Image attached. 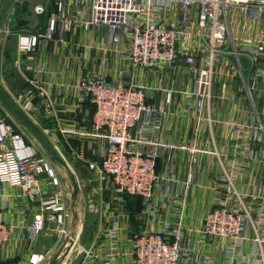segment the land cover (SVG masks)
<instances>
[{
  "label": "built area",
  "instance_id": "obj_1",
  "mask_svg": "<svg viewBox=\"0 0 264 264\" xmlns=\"http://www.w3.org/2000/svg\"><path fill=\"white\" fill-rule=\"evenodd\" d=\"M42 2L34 7L36 14L48 6L54 8L44 31L16 39L18 48L28 49L38 39H50L57 32L63 40L65 32L72 29L105 28L112 41H118L120 36L126 39L124 59L133 68L169 69L180 59L193 78L198 111L209 102L216 75L225 72L240 79L238 91L247 96L251 107L250 122L235 126L234 138H246L237 145L240 150L235 156L249 159L252 156L249 141L264 140V0ZM26 70L32 67L27 66ZM76 90L80 103L88 101L94 106L90 129L58 127V130L63 135L95 139L94 159L86 161L74 150L68 153L58 150L68 162L69 156L86 162L88 170L104 179L118 199L124 195L138 196L149 208L158 178L159 149L169 147L154 138L162 112L146 103L145 87L136 83L108 80L85 72ZM17 100L27 113L36 107L52 124L55 122L57 111L43 84L32 82ZM19 132L26 135L0 104V183L36 197L40 210L27 227L30 238H35L46 228L45 223L49 226L55 221L53 229L57 231L62 227L59 194L51 192L49 196L45 188L57 185L60 178L39 148L20 155L14 145L6 146L19 138ZM241 169L242 165L234 163L233 170L221 177L227 184L225 194L216 208L204 213L200 233L230 242L225 264H264V186L259 184L249 195L241 194L234 184ZM180 202V198L173 200L174 204ZM173 213L171 221H160L158 228L143 230L132 237L129 248L132 264H182L186 230L181 225V208L173 209ZM248 227L253 229L257 245V252L252 255L240 250L241 242L247 239ZM114 230L116 226L107 231L109 239L116 237ZM7 232L8 226L0 213V245ZM99 256L86 251L81 264H111ZM45 258L33 254L25 264H40ZM202 262L214 264L210 257H204Z\"/></svg>",
  "mask_w": 264,
  "mask_h": 264
},
{
  "label": "crops",
  "instance_id": "obj_2",
  "mask_svg": "<svg viewBox=\"0 0 264 264\" xmlns=\"http://www.w3.org/2000/svg\"><path fill=\"white\" fill-rule=\"evenodd\" d=\"M34 2L31 0L29 4L33 11L30 17L19 5L13 11L8 33L16 39L43 32L48 15L54 11L51 5L36 14L34 7L39 5ZM19 20H28V23L17 25ZM127 47L123 36L112 41L107 29L90 27L67 31L63 40L57 32L50 39H38L28 49L16 46L9 55L0 54V75L10 63L13 71H20L28 81L26 87L37 82L46 88L57 111L55 122L52 124L36 107L28 113L50 138H57L55 145L64 153L74 150L86 161L94 159L95 139L63 135L58 130V127L90 129V109L85 102L78 101L76 90L79 78L85 72L145 87L146 103L162 112L156 122L159 127L154 131V138L169 146L159 149L158 178L150 207L141 200L140 210L133 214L130 203L124 198L118 199V194L104 179L88 170L86 162L69 156L80 187L81 202L77 210L78 217L82 214L83 222L73 217L69 208V185L59 179L57 185L45 188L49 190V196L51 192L59 194L58 204L63 208L64 218L62 227L57 231L53 229L55 221L49 226L45 223L46 228L35 238H30L27 227L40 210L36 197L0 183V213L8 226L7 238L0 245V264H25L33 254L44 255L46 258L40 264H48L70 241L62 264H81L86 251L100 254V259H108L111 264H132L129 255L132 237L143 230L158 228L160 221H171L173 209L177 207L181 208V225L186 230L183 244L186 255L182 264H203L204 257H210L214 264L226 263L230 242L200 233L204 213L216 208L225 194L227 184L221 177L233 170L235 163L243 167L237 171L234 182L240 193L249 195L259 184L264 186V140L249 141L252 150L249 159L235 156L240 150L237 145L246 139L234 138L235 126L245 125L251 118L249 99L238 91L240 79L225 72L218 73L211 85L209 102L198 111L193 78L180 59L169 69L133 68L124 59ZM27 66L32 70H26ZM19 135L14 143L8 142L6 146L14 145L20 155L30 154L38 148L27 135L21 132ZM176 198H180V204L173 203ZM89 216L94 219L86 234L81 226ZM115 226L117 235L109 239L106 233ZM246 236L240 250L252 255L257 252V245L251 227L247 228Z\"/></svg>",
  "mask_w": 264,
  "mask_h": 264
},
{
  "label": "water",
  "instance_id": "obj_3",
  "mask_svg": "<svg viewBox=\"0 0 264 264\" xmlns=\"http://www.w3.org/2000/svg\"><path fill=\"white\" fill-rule=\"evenodd\" d=\"M30 2L31 0H0V54L9 55L15 51L17 40L8 33L11 29V17L16 5H19L20 9L27 14V17L32 16L33 11L29 8ZM34 3L36 5H42L41 0H35ZM26 23H28V20L17 21V25ZM8 71L12 74L7 75L6 73ZM2 72L3 74L0 75V104L46 156L59 177L68 183L70 188L69 208L73 217L78 219L77 209L81 202V192L71 165L56 147L55 143L58 141L57 138H50L18 102L17 98L26 87L27 80L20 71H13L10 63L3 68ZM69 243L71 244L72 242L70 241ZM70 244L63 245L48 264H62L63 257L69 250Z\"/></svg>",
  "mask_w": 264,
  "mask_h": 264
},
{
  "label": "trees",
  "instance_id": "obj_4",
  "mask_svg": "<svg viewBox=\"0 0 264 264\" xmlns=\"http://www.w3.org/2000/svg\"><path fill=\"white\" fill-rule=\"evenodd\" d=\"M85 103L89 107L90 113H92L94 110V106L91 103H89L88 101H86ZM124 200H126L128 203H130L129 209H130L131 214L140 210L141 200H142L140 197L133 196V195H124ZM132 205H134V207H132Z\"/></svg>",
  "mask_w": 264,
  "mask_h": 264
},
{
  "label": "rangeland",
  "instance_id": "obj_5",
  "mask_svg": "<svg viewBox=\"0 0 264 264\" xmlns=\"http://www.w3.org/2000/svg\"><path fill=\"white\" fill-rule=\"evenodd\" d=\"M27 135V134H26ZM28 136V135H27ZM30 140H31V138H30ZM57 174V173H56ZM58 175V174H57ZM58 177H59V175H58ZM60 179H62V180H64L63 178H61V177H59ZM65 181V180H64ZM65 183H67L66 181H65ZM68 184V183H67ZM242 194V193H241ZM78 218H80V220H81V222H83V219H82V214L80 215V217H78ZM92 219H94L93 218V216H89V218L87 217L86 218V223L84 222L83 223V225L81 226L82 228L81 229H83V231L87 234L88 232H89V230H90V228H92ZM81 222H80V224H81ZM83 232V233H84Z\"/></svg>",
  "mask_w": 264,
  "mask_h": 264
}]
</instances>
